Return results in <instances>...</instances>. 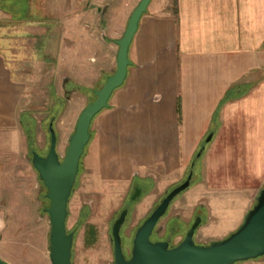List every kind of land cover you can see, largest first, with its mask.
Here are the masks:
<instances>
[{
    "label": "crops",
    "instance_id": "1",
    "mask_svg": "<svg viewBox=\"0 0 264 264\" xmlns=\"http://www.w3.org/2000/svg\"><path fill=\"white\" fill-rule=\"evenodd\" d=\"M116 2L27 0L26 16L10 20L0 10V204L7 201L2 188L7 180L20 179L28 153L18 122L26 81L16 72L23 69L7 64L5 52L14 53L7 29L40 28L37 47H42L44 64L54 67H62V57L55 62L54 42L66 50L94 43L82 58L65 60L73 80L93 92L115 69V40L127 20L126 7L116 9ZM32 11L38 15L28 18ZM53 29H60V41L52 37ZM13 37L18 40L20 34ZM127 58L121 85L90 121L80 159L97 181L128 185L173 177L198 145L205 148L199 143L207 135L209 141H238L248 157L247 169L262 171L264 0H149ZM232 87L242 93L222 100ZM5 215L0 207V237L8 227Z\"/></svg>",
    "mask_w": 264,
    "mask_h": 264
},
{
    "label": "rangeland",
    "instance_id": "2",
    "mask_svg": "<svg viewBox=\"0 0 264 264\" xmlns=\"http://www.w3.org/2000/svg\"><path fill=\"white\" fill-rule=\"evenodd\" d=\"M116 1L119 3L116 9L126 7V18L130 13V3L133 6L138 0H88V5L112 4ZM24 8L27 9V0H0V10L7 14L8 20L26 16ZM31 15L38 14L32 11L28 18ZM113 23L116 24L115 21ZM2 30L1 25L0 35ZM7 30L10 34L7 45L14 52L13 55L8 50L5 52L7 64L12 70L17 66L24 70L16 71L26 81L18 107V122L30 149L28 153L25 152V168H20L23 173L20 179L7 180L6 188H2L1 194L6 195L7 201L1 203L0 207L6 210L4 220L8 227L0 237V257L10 264H50L47 257L49 223L43 210L48 205V199L45 197V187L31 166L29 153L30 150L40 155L46 153L50 126L56 135L58 158L63 157L80 110L94 99L91 88H83L73 80V72L66 71L67 61L75 55L82 58L94 43L72 44L66 50L65 44L54 42L55 62L61 57L64 59H60L62 67H54L50 62L44 64L42 47H37L36 33L40 36V28L22 29L11 25ZM53 33L52 37L60 41V29H53ZM15 34H20V39L14 40ZM3 42L0 37V45L3 46ZM98 43L97 40V47ZM103 47H106L104 43ZM11 72L12 76L19 78L15 71ZM204 140L199 144L205 148L200 149L198 145L187 163L173 177L156 183L137 180L128 185L102 183L89 174L80 160L66 200L64 226L66 232L72 234L70 264H112L110 226L125 207L127 212L119 227V235L122 253L128 256L130 239L136 227L189 170L191 177L188 186L170 200L149 239L161 240L169 236L172 245L177 243L194 216L200 217L192 235L195 244H207L211 239H221L232 232L254 203L257 189L264 186V165L262 171H249L246 165L248 157L238 141ZM11 183L15 186L11 187ZM135 186L140 189L127 205L128 196L133 195ZM232 264H264V254Z\"/></svg>",
    "mask_w": 264,
    "mask_h": 264
},
{
    "label": "water",
    "instance_id": "3",
    "mask_svg": "<svg viewBox=\"0 0 264 264\" xmlns=\"http://www.w3.org/2000/svg\"><path fill=\"white\" fill-rule=\"evenodd\" d=\"M149 0H138L129 13L121 36L115 40L117 46L115 69L103 84L93 91L94 99L79 112L73 132L69 135L64 155L61 159L56 153V135L49 126L46 153L30 154V163L45 187L48 205L43 208L48 216L47 257L50 264H70L72 234L66 232V200L69 195L79 157L88 138V128L92 117L106 107L111 92L121 85L129 60L127 49L137 22L146 9ZM210 135H207L206 141ZM190 174L169 189L150 213L136 227L130 245V256L125 258L121 250L119 227L123 222L126 208L119 211L110 226L113 248L112 264H232L236 261L256 258L264 254V186L257 189L254 203L242 215L241 222L227 236L211 239L207 244H195L193 230L199 218L195 217L180 241L168 246V239L151 241L149 235L170 200L184 190L189 183ZM138 193L134 190L133 196ZM0 264H10L0 257Z\"/></svg>",
    "mask_w": 264,
    "mask_h": 264
},
{
    "label": "flooded vegetation",
    "instance_id": "4",
    "mask_svg": "<svg viewBox=\"0 0 264 264\" xmlns=\"http://www.w3.org/2000/svg\"><path fill=\"white\" fill-rule=\"evenodd\" d=\"M197 155H198V154H197ZM188 174H190V177H191V171H190V170L187 172V174H186L185 177L182 179V181L186 178V176H187ZM182 181H180V182H182ZM189 181H190V178H189ZM180 182H179V183H180ZM179 183H178V184H179ZM188 184H189V183H188ZM135 189H138V190H139L140 188H139L138 186H135V187H133L132 191L134 192ZM131 196H132V195H131ZM131 196H130V195L128 196L129 202H127V205L130 203V200H132V199H131ZM133 197H134V196H133ZM125 208H126V212H127V207H125ZM125 214H126V213H125ZM124 217H125V215H124ZM195 217H196V216H194L193 219H194ZM197 217L200 218L199 216H197ZM193 219H192V220H193ZM191 223H192V221H191ZM171 229H173V228L171 227ZM152 230H153V229H152ZM186 230H187V229H186ZM134 231H135V230H134ZM193 231H194V230H193ZM133 233H134V232H133ZM150 234H151V233H150ZM132 236H133V235H132ZM183 236H184V235H183ZM183 236H182V237H183ZM131 239H132V237H131ZM131 239H130V245H131ZM166 239H168V246H172V243L170 242V237H169V236H166L165 238H163V239H161V240H166ZM181 239H182V238H181ZM181 239H180V240H181ZM180 240H179V241H180ZM151 241H156V240H151ZM175 244H176V243H175ZM173 245H174V244H173ZM129 256H130V247H129V255H128V256H125V255H124V257H125V258H128Z\"/></svg>",
    "mask_w": 264,
    "mask_h": 264
},
{
    "label": "trees",
    "instance_id": "5",
    "mask_svg": "<svg viewBox=\"0 0 264 264\" xmlns=\"http://www.w3.org/2000/svg\"><path fill=\"white\" fill-rule=\"evenodd\" d=\"M240 93H242V91L238 90L237 87H234V88L232 87L231 89L227 90V91L224 93L222 100H225V99H227V98H229V97H231V96H234V95H236V94H240ZM26 143H27V149H30V145H29L27 139H26ZM32 151L36 152L35 150H30V153H29V154H31ZM81 155H82V153H81ZM81 155H80V157H79L78 164H79V161H80ZM77 168H78V165H77Z\"/></svg>",
    "mask_w": 264,
    "mask_h": 264
}]
</instances>
